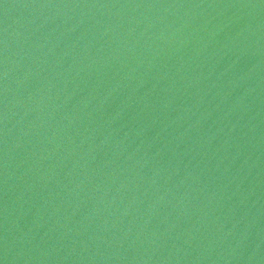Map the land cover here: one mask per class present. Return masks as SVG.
<instances>
[{"label":"water","instance_id":"water-1","mask_svg":"<svg viewBox=\"0 0 264 264\" xmlns=\"http://www.w3.org/2000/svg\"><path fill=\"white\" fill-rule=\"evenodd\" d=\"M0 264H264V0H0Z\"/></svg>","mask_w":264,"mask_h":264}]
</instances>
